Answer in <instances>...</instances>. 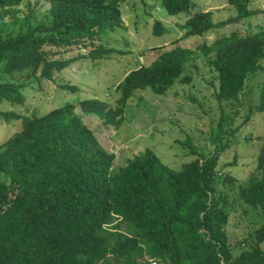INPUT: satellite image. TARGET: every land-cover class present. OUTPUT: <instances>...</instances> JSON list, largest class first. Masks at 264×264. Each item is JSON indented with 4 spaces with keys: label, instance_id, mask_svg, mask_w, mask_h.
<instances>
[{
    "label": "trees",
    "instance_id": "obj_1",
    "mask_svg": "<svg viewBox=\"0 0 264 264\" xmlns=\"http://www.w3.org/2000/svg\"><path fill=\"white\" fill-rule=\"evenodd\" d=\"M24 1L0 0L1 78L55 81L77 59L58 58L61 53L101 40L121 25L122 0H48L42 20H33L31 11L25 30L3 35L5 18L15 20ZM248 2L228 0L237 14L216 23L212 12L196 9L192 0H162V5L171 16H187L186 36L202 37L257 14ZM163 33L156 22L153 35ZM92 46L87 56L92 61L113 53L106 44ZM200 49L206 56L214 52L209 63L216 73L217 101H239L246 81L263 68L264 32H232ZM190 58L195 59L193 51L175 46L133 69L115 88V107L87 99L40 116L0 110V121L21 125L0 145V264H264V130L256 166L260 176L237 195L242 205L260 212L263 223L248 246L233 255L225 229L228 196L216 187L217 161L228 147L221 122L213 133V151L174 170L151 149L113 169L114 154L84 121L83 115L93 114L104 126L119 128L135 91L163 96L176 81L188 82L189 77H180ZM12 80L0 79V104L23 103L28 84ZM257 112L264 122V92Z\"/></svg>",
    "mask_w": 264,
    "mask_h": 264
},
{
    "label": "rangeland",
    "instance_id": "obj_2",
    "mask_svg": "<svg viewBox=\"0 0 264 264\" xmlns=\"http://www.w3.org/2000/svg\"><path fill=\"white\" fill-rule=\"evenodd\" d=\"M192 1L196 9L212 12L215 23L237 14L228 0ZM248 1V9L258 10L257 14L198 37L185 35L187 16L169 15L162 0H122L121 25L107 32L108 36L103 35L101 40H86L87 47H70L61 53L58 58L77 59L57 74L55 81L0 77L17 84H28L23 90L21 105L5 101L0 104V110L40 116L66 103L77 106L87 99L101 100L115 107L119 98L115 88L127 73L139 66L150 65L161 52L175 46L193 51L195 59L187 61L180 77H189L190 80L186 83L176 81L163 96L149 90L135 91L124 106V122L119 128L104 126L93 114L83 115V118L102 146L114 154L113 169L125 166L129 159L151 149L163 164L178 170L183 164L199 156H208L213 151V133L221 122L222 143L228 147L217 161L216 171L220 178L216 187L228 196L225 229L228 245L236 255L239 249L248 246L249 238L263 223L260 212L242 205L237 195L241 187L260 176L256 166L264 122L257 106L264 92V60L262 70L246 81L239 101L218 102L215 97L216 73L209 63L214 52L206 56L200 47H210L215 40L228 37L232 32L241 36L264 32V0ZM49 5L48 0H25L17 8L15 20L9 16L5 18L2 34L25 30L28 26L26 16L31 11L33 20H42ZM156 22L164 28L161 36L153 35ZM93 44H106L113 53L92 61L87 56L94 48ZM62 85L76 86L77 90L69 92L63 90ZM76 110L81 114L78 107ZM20 128L19 121H0V145ZM227 177L232 181L223 182ZM260 247L264 251V241Z\"/></svg>",
    "mask_w": 264,
    "mask_h": 264
},
{
    "label": "built area",
    "instance_id": "obj_3",
    "mask_svg": "<svg viewBox=\"0 0 264 264\" xmlns=\"http://www.w3.org/2000/svg\"><path fill=\"white\" fill-rule=\"evenodd\" d=\"M150 263L151 264H157L155 261H152V260H150Z\"/></svg>",
    "mask_w": 264,
    "mask_h": 264
}]
</instances>
